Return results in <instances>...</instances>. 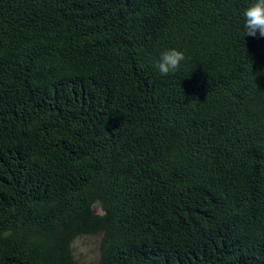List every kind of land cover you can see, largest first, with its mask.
<instances>
[{"label":"trees","instance_id":"1","mask_svg":"<svg viewBox=\"0 0 264 264\" xmlns=\"http://www.w3.org/2000/svg\"><path fill=\"white\" fill-rule=\"evenodd\" d=\"M247 2L0 0V264H264Z\"/></svg>","mask_w":264,"mask_h":264},{"label":"clouds","instance_id":"2","mask_svg":"<svg viewBox=\"0 0 264 264\" xmlns=\"http://www.w3.org/2000/svg\"><path fill=\"white\" fill-rule=\"evenodd\" d=\"M240 18L243 36L264 37V0H248L240 13ZM185 60L183 50L171 47L161 51L154 67L161 76H167L178 71Z\"/></svg>","mask_w":264,"mask_h":264},{"label":"rangeland","instance_id":"3","mask_svg":"<svg viewBox=\"0 0 264 264\" xmlns=\"http://www.w3.org/2000/svg\"><path fill=\"white\" fill-rule=\"evenodd\" d=\"M100 238L98 236H86L80 238L77 242L78 256L82 264H96L100 256Z\"/></svg>","mask_w":264,"mask_h":264}]
</instances>
